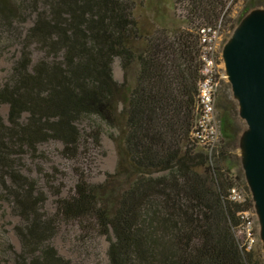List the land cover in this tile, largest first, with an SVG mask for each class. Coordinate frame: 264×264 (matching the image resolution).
<instances>
[{
	"label": "trees",
	"instance_id": "16d2710c",
	"mask_svg": "<svg viewBox=\"0 0 264 264\" xmlns=\"http://www.w3.org/2000/svg\"><path fill=\"white\" fill-rule=\"evenodd\" d=\"M138 1L0 0V38L18 52L0 88L9 108L0 114V208L19 218L21 246L0 236V264H74L53 245L69 225L82 247L107 240V264H264L263 247L248 237L257 208L236 154L243 128L229 82L216 94V146L196 135L202 31L235 32L241 19L230 18V5L241 0H176L182 24L162 30L139 19ZM245 1L244 14L264 4ZM106 128L118 132V163L96 183L91 152ZM51 141L74 163L67 196L55 185L59 170L40 164ZM31 165L38 177L25 173Z\"/></svg>",
	"mask_w": 264,
	"mask_h": 264
},
{
	"label": "rangeland",
	"instance_id": "374dc122",
	"mask_svg": "<svg viewBox=\"0 0 264 264\" xmlns=\"http://www.w3.org/2000/svg\"><path fill=\"white\" fill-rule=\"evenodd\" d=\"M143 1V7L137 11L139 19H148L150 25L156 29H163V27H175L182 24V20L185 16V10L182 4L177 3L176 0H139ZM139 4V3H138ZM247 1L241 0L237 3L230 5V18L234 20V23L239 22L235 30H238L244 21L255 14L264 15V4L251 8L246 14ZM155 23V25L153 24ZM28 26L31 23L27 24ZM151 26V27H152ZM235 32L224 28L219 40L217 42L216 50L219 57V71L225 75L224 82H229L226 75V68L223 61V55L227 46L232 40ZM38 51L34 52V60L40 57ZM18 57L16 47L12 41L0 38V88L6 82L14 61ZM115 78L122 82L124 79L123 69L119 59H116L113 65ZM9 108L7 105H0V114L7 118ZM243 132L240 137V142L236 154L244 161L246 158L244 135L248 130L247 123L242 119ZM118 136L116 130L106 128V134L103 136V145L100 149L92 150L91 158V181L101 183L105 180V174L107 172L113 173L118 163V152L114 137ZM62 145L59 142L51 141L49 143L40 146V152L45 155L47 161H41V166L48 172L57 168L60 172L56 186H61L63 196H67L71 192L76 184V176L73 171L74 163L64 158L61 154ZM31 169H26L25 173L33 177H38L36 166L31 165ZM45 190L48 193V201L46 202V210L49 213H53L56 210V197L47 188ZM19 224V218L13 214L10 206L6 203L1 204L0 208V236L7 238L17 250H20V242L15 234V226ZM253 231L256 234V243H259L264 249V239L262 230V219L259 209H256L253 220ZM251 229V227H249ZM79 235V229L76 225H69L63 227L61 233L53 240L54 247L65 258L71 260L74 264H107V250L109 243L105 238H101L97 244L93 246L82 247L80 246L77 238ZM264 251V250H263Z\"/></svg>",
	"mask_w": 264,
	"mask_h": 264
},
{
	"label": "water",
	"instance_id": "95a60500",
	"mask_svg": "<svg viewBox=\"0 0 264 264\" xmlns=\"http://www.w3.org/2000/svg\"><path fill=\"white\" fill-rule=\"evenodd\" d=\"M223 61L240 116L248 126L243 164L264 239V15H251L235 31Z\"/></svg>",
	"mask_w": 264,
	"mask_h": 264
},
{
	"label": "built area",
	"instance_id": "2783aa9c",
	"mask_svg": "<svg viewBox=\"0 0 264 264\" xmlns=\"http://www.w3.org/2000/svg\"><path fill=\"white\" fill-rule=\"evenodd\" d=\"M203 34V76L204 79L200 88V103L202 106L199 120L197 137L201 139L204 145L213 149L219 139V122L216 112V94L219 88L220 80L225 79V75L219 71V57L216 50L220 32L213 28H207L202 31ZM251 227V229L249 228ZM248 227V237L250 244L256 243L253 237V226Z\"/></svg>",
	"mask_w": 264,
	"mask_h": 264
}]
</instances>
